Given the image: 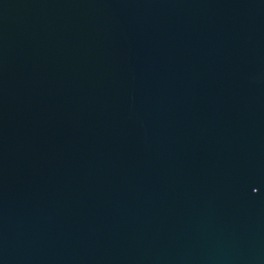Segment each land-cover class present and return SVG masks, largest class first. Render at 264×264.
<instances>
[{
	"label": "water",
	"instance_id": "obj_1",
	"mask_svg": "<svg viewBox=\"0 0 264 264\" xmlns=\"http://www.w3.org/2000/svg\"><path fill=\"white\" fill-rule=\"evenodd\" d=\"M0 264H264V0H0Z\"/></svg>",
	"mask_w": 264,
	"mask_h": 264
}]
</instances>
